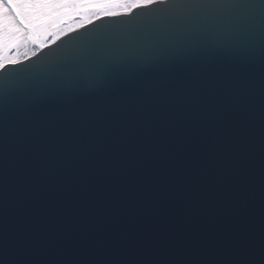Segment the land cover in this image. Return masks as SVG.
Listing matches in <instances>:
<instances>
[{"label": "snow or ice", "instance_id": "6c2138e0", "mask_svg": "<svg viewBox=\"0 0 264 264\" xmlns=\"http://www.w3.org/2000/svg\"><path fill=\"white\" fill-rule=\"evenodd\" d=\"M0 264H264V0H0Z\"/></svg>", "mask_w": 264, "mask_h": 264}, {"label": "water", "instance_id": "95a60500", "mask_svg": "<svg viewBox=\"0 0 264 264\" xmlns=\"http://www.w3.org/2000/svg\"><path fill=\"white\" fill-rule=\"evenodd\" d=\"M206 59L207 55L205 56ZM213 62H219L224 65H230L233 63V58L225 53L220 54H213L210 58ZM183 61H181L182 63ZM146 71H153L152 69L146 70ZM96 95L95 93H85L78 97V101L80 103H86L92 96ZM256 105L258 107V100L256 101ZM251 140L253 141V148H254V154L253 157L250 160L249 163V176L251 177V183L254 188V197L252 201V206L254 211L256 212L258 216V201H259V189H260V163H259V120H258V114L257 119L255 121V124L252 127L251 130ZM9 214H8V223L9 227L12 226L14 223V217L12 215L11 209L14 207L13 205V188L9 186Z\"/></svg>", "mask_w": 264, "mask_h": 264}]
</instances>
